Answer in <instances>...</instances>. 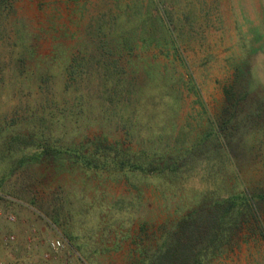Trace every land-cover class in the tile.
Instances as JSON below:
<instances>
[{
    "label": "rangeland",
    "instance_id": "rangeland-1",
    "mask_svg": "<svg viewBox=\"0 0 264 264\" xmlns=\"http://www.w3.org/2000/svg\"><path fill=\"white\" fill-rule=\"evenodd\" d=\"M136 3L143 12L149 9L154 17H163L172 42L161 51L137 49L132 62L165 64L183 84L191 78L193 88L181 91L177 118L190 137L219 124L226 90L237 95L245 81L252 85L256 92L234 120L238 136L232 145L236 174L231 177L251 191L264 189V0H16L15 7L40 35L39 52L84 49L93 61L92 72L103 60L99 46L110 42L117 28L119 6L127 9ZM118 67V72L127 69L125 62ZM23 100L12 83L2 87L0 123L27 121ZM85 136H105L108 144L135 149L116 119L107 118L102 127L94 124ZM193 188L201 186L179 190L168 179L127 181L120 174H87L68 162L30 165L7 178L0 172V259L4 262L7 253L18 255L12 248L23 238L30 256H36L32 264H137L138 249L154 246L177 218L175 211L197 196ZM54 213L60 217L57 223ZM252 230L239 234L212 264H264V238L258 225ZM7 237L14 240L5 246ZM53 238H61L65 249L44 259Z\"/></svg>",
    "mask_w": 264,
    "mask_h": 264
},
{
    "label": "trees",
    "instance_id": "trees-1",
    "mask_svg": "<svg viewBox=\"0 0 264 264\" xmlns=\"http://www.w3.org/2000/svg\"><path fill=\"white\" fill-rule=\"evenodd\" d=\"M15 1L0 0V90L12 83L29 114L24 122L0 123L3 178L30 165L68 162L83 173L120 174L127 181L168 179L179 190L199 184L200 190L193 188L197 196L175 211L177 218L154 246L138 249L137 264H212L239 234L252 233V226L264 238V189L251 191L231 177L234 120L256 92L249 81L237 95L226 90L219 124L190 137L177 118L183 89L193 88L191 78L183 84L165 64L139 66L131 59L137 49H167L172 40L163 17L143 12L137 3L119 6L117 28L99 46L103 60L91 72L93 61L84 49L39 52L41 37L19 17ZM120 62L127 69L118 72ZM107 118L118 121L135 149L108 144L105 136H85ZM52 219L57 223L60 217L54 213Z\"/></svg>",
    "mask_w": 264,
    "mask_h": 264
},
{
    "label": "crops",
    "instance_id": "crops-1",
    "mask_svg": "<svg viewBox=\"0 0 264 264\" xmlns=\"http://www.w3.org/2000/svg\"><path fill=\"white\" fill-rule=\"evenodd\" d=\"M20 241V242H19ZM17 243V247H13L14 251H18V255H10V253H7L6 256L3 258L5 263H13V262H21L23 264H32V261L35 262L34 257L35 254L30 256L29 254V246L26 242V239L20 238ZM36 246V245H35Z\"/></svg>",
    "mask_w": 264,
    "mask_h": 264
},
{
    "label": "built area",
    "instance_id": "built-area-1",
    "mask_svg": "<svg viewBox=\"0 0 264 264\" xmlns=\"http://www.w3.org/2000/svg\"><path fill=\"white\" fill-rule=\"evenodd\" d=\"M7 219L9 221H13L14 220V217L12 215H8ZM13 238L12 237H7V238H4L2 243L7 246L9 245L10 243L13 242ZM46 247H47V251L50 253V254H44L43 255V258L44 259H47L49 255H60V253H62V251L65 249V244L63 242V240L61 238H53L51 240H49L46 244ZM0 264H7L5 262H3L1 259H0ZM8 264H23V263H18V262H13V263H8ZM84 264V263H83Z\"/></svg>",
    "mask_w": 264,
    "mask_h": 264
}]
</instances>
